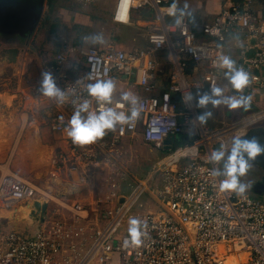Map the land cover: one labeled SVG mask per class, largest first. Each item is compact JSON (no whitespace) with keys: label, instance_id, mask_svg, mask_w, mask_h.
<instances>
[{"label":"built area","instance_id":"built-area-1","mask_svg":"<svg viewBox=\"0 0 264 264\" xmlns=\"http://www.w3.org/2000/svg\"><path fill=\"white\" fill-rule=\"evenodd\" d=\"M256 1L228 0V5L212 22L203 23L198 33L186 17L180 27L166 21L172 14L162 10L173 0H116L111 18L117 25L131 26L134 13L143 9L156 12L155 21L147 28L145 47L125 51L110 42L104 49L78 50L75 59L63 48L44 65L43 72L53 74L57 86L69 92V99L60 104L40 95L41 78L23 94V102L26 112H35L43 100L51 101L52 111L45 124L64 143L56 152L52 177L64 174L80 186L100 179L110 194L105 202H98L107 207L97 211L101 222L85 251L81 250L84 245L76 243L85 240L83 229L67 228L57 216H47L50 221L34 239L5 231L0 223V264H264V201L251 196L250 190L246 197L221 192L218 179L209 175L214 166L208 160L211 151L222 143H230L235 135L247 136L264 123V107L212 128L194 124L202 112L195 101L184 100L189 93L195 96L198 90L210 91L211 86L219 85L223 70L214 61L231 49L230 40L236 42L239 51L237 65L254 77L245 94L264 91V11L256 9ZM163 50L168 73L155 58ZM191 63L204 64L201 81L189 80ZM116 77L135 79L142 92L141 118L135 127L125 126L123 131L117 127L94 143L73 144L64 131L74 112L73 101L87 98L88 83ZM152 127L158 131L149 138ZM139 136L162 155L154 166L158 175L149 177L158 176L161 183L151 190L134 177L129 182L131 192L119 197L122 183L130 176L126 159H138L144 152L133 146ZM169 139L171 148L166 149ZM38 193L35 186L15 175L3 177L0 220L3 211L33 200ZM144 195L152 196L158 208L134 215L132 210ZM115 199L116 204L108 206ZM75 208L83 210L79 205ZM131 217L147 225L146 235L141 245L125 247L128 232L121 230Z\"/></svg>","mask_w":264,"mask_h":264},{"label":"crops","instance_id":"crops-1","mask_svg":"<svg viewBox=\"0 0 264 264\" xmlns=\"http://www.w3.org/2000/svg\"><path fill=\"white\" fill-rule=\"evenodd\" d=\"M47 2L48 0L44 1L40 19L38 20L37 25L32 31L26 30L24 28V25H21L22 31H16L12 35H15L16 39L14 41L9 40L11 41L9 43H7L6 39L8 40L11 35H3V33L0 32V43L4 44H0V48L4 46L8 49L6 50L11 55V61H13V64H15V62H21V60H23L27 62L26 66H28V68L26 69L27 74H24L20 77V79L16 83L15 89L11 91L12 94L0 92V131H5V133L1 136V140H4V138L6 139V136L8 135H13L12 130L10 129L11 132L8 130V125H11V127L15 126V124L13 123L14 119H11L12 115H18V111H20L19 108H17V102L19 101L22 110L20 111L21 117L18 119V125L15 127L16 133L14 140L16 144L12 151V157H17L19 159H25L26 157H28L29 159H31V161L34 160L33 164H36V166L40 168L34 169L33 167L27 169L24 172L19 173L16 171H10V173L17 177H21V180L27 181L35 186V188L39 192L37 196L44 199L48 204L47 216L97 217V211L99 210V208H102L104 206L107 207L106 204L100 206L98 202L101 200L105 202L107 195L110 194V190H107L109 192L99 194L98 189L100 188V183L98 181L97 183L94 182L88 185L80 186L74 179L70 180L64 174L60 175L57 178L52 177V174L54 173V161L56 152L59 148L64 147V143L61 140L62 138L59 135L53 133L45 124L47 115L52 111V106L50 105L51 101L48 99L43 100L41 108L38 111L26 112L25 103L23 102V94L29 91L33 83L42 78L44 65L50 63L60 49L66 48L67 51L72 52L73 59H75L76 57H78V50H86L90 47H98L99 49H104L108 45V43H116L117 41H119V35H124L125 39H128L129 41L128 43H123L119 49L130 51L133 49L145 47L147 44V28L153 21H155L156 12L150 9H143L139 12L134 13L133 24L131 26H121L114 23L115 25L111 26V29L109 28L110 30H106L105 28H103V31L102 28L101 30L99 29L100 25L97 22H92L89 17L83 16L80 13H75L73 19H68V17L65 20L63 19V25H67V21L69 20L77 23L76 25H87L88 27H90V29L88 30V35L102 34L105 43L103 45H93L85 44L83 39H81V41H77L78 38H80L78 37V33L80 32V30H76L75 33L71 34L70 36L62 34L61 32L59 43L60 47L58 46V48L53 53L52 49L49 60H47L43 64L42 62L40 63V58L38 59L36 54H28L27 50L25 49L23 51L19 46V41H21L20 43L25 41L27 46H29L28 42L31 36H33L34 31L37 29L38 25L40 24V22H42L46 15L45 8L47 7ZM115 3L116 0L114 1L112 9L110 11V22H112L111 15ZM177 4L180 8H183L185 5L188 6V11L195 18V22H191L194 25V30L200 33V26L203 23L212 22L221 12V9L225 5H228V0H178ZM255 7L258 10L264 11V0H257ZM167 10L169 13H171L170 7H165V11ZM186 18L189 20L188 17ZM166 21L168 23H174L173 16H167ZM235 44L236 42L234 40H230L229 47L231 49H229L228 52L225 53L227 55H230L236 61L239 58V51ZM166 54L167 53L165 50L159 51L156 54L155 58L161 65L162 69H164V71L168 73L170 72V68L166 60ZM204 72V64H192L188 71V78L191 81H201V76ZM113 80L117 84V90L115 93L116 98H118L120 93L124 91H131L139 98L142 96L140 88L135 85L134 78H132V80L126 81L123 80V78L116 77ZM225 85H227V81L224 79V76H222V79L220 80L218 86L224 87ZM198 91H196V93ZM199 92L203 93L208 91ZM233 94L234 92L230 88V86L225 88V95ZM249 95H251L253 99L250 108L246 111L244 109H236L230 111L223 105L219 108H212L211 105H209L208 110H211L213 112V116L205 125L212 128L217 127L222 122H230L241 118L249 110L264 107V91H255ZM14 97H16L17 100ZM203 111L204 109H201V112ZM33 118L35 120L33 121V123H31ZM252 137L257 138L262 144H264V123L253 128L250 131L248 138ZM138 138H140V136ZM138 138L135 143H144L142 139ZM242 179L244 182L251 185L258 182H264V155L257 157L246 177ZM256 195L264 199V193ZM147 197H150V195H147ZM33 201L34 199L31 200L30 203H33ZM77 205L82 207L83 210H77L75 208ZM108 206H110V204H108ZM24 207L25 206L21 205L10 211H3L1 213L0 220L1 228L5 231L19 232L26 237L37 236L38 224L35 223V225H32L31 221L23 222L22 220V217H25ZM5 213H7V215ZM4 222L8 223V230L4 229L5 227L3 228ZM76 243L77 245H84L85 249L90 246L91 239L83 240L81 238L78 239Z\"/></svg>","mask_w":264,"mask_h":264},{"label":"clouds","instance_id":"clouds-1","mask_svg":"<svg viewBox=\"0 0 264 264\" xmlns=\"http://www.w3.org/2000/svg\"><path fill=\"white\" fill-rule=\"evenodd\" d=\"M170 12L176 27L183 25L185 17H188L190 22H195V18L188 11V6L178 7L177 0H173ZM82 39L85 44L103 45L105 43L102 34L88 35ZM240 46L243 47L242 41ZM214 63L223 70L227 85L224 87L213 85L208 92L198 91L195 96L192 93L184 96L185 103L195 101L196 107L204 109L193 122L194 124L198 122L201 126L213 116V112L208 110L209 105L212 108L223 105L230 111L236 109L246 111L250 108L253 99L251 95L245 94V89L254 79L249 72L238 66L230 55L220 54ZM76 83L79 81L77 80ZM229 86L234 92L233 95H225V88ZM85 90L87 98L73 101L74 112L64 129L73 144L84 146L94 143L103 139L109 132H115L117 127H120L121 131L125 126L135 127L141 118L143 103L140 98L131 91H124L120 93L118 99L115 98L117 84L113 79H98L85 85ZM72 91L74 93V90ZM39 92L40 95L60 104H64L69 99V92L57 86L53 74L49 71L42 73ZM93 102L96 105L95 109H93ZM125 107L127 111L121 110ZM157 131V128L152 127L148 133L149 138H152V134ZM245 136L235 135L230 143H222L218 149L212 150L208 157L209 162L214 166L209 175L214 180L218 179L219 190L235 193L237 197H246L252 185L244 182L242 178L246 177L257 157L264 155V144L255 137L246 139ZM146 227L142 220L136 217L129 218L128 238L124 240V246L141 245L142 238L146 235Z\"/></svg>","mask_w":264,"mask_h":264},{"label":"rangeland","instance_id":"rangeland-1","mask_svg":"<svg viewBox=\"0 0 264 264\" xmlns=\"http://www.w3.org/2000/svg\"><path fill=\"white\" fill-rule=\"evenodd\" d=\"M12 5L15 6L16 9L20 10L21 13L28 18L29 21L35 22L36 18L40 19V17L37 15V9L39 11L41 7V0H9ZM115 0H48L46 9V15L42 22L38 25L37 29L34 31L33 36H31L27 46L25 41L20 43V48L24 51L27 50L28 54L31 55H37L38 59L40 58V63L43 64L49 60L51 50L52 53L58 48L60 43V33L65 34L67 36H70L71 34L75 33L76 30H80L78 33V40L81 41L82 37L88 35V30L90 27L87 25H76L77 23L73 22L72 20L67 21V25H63L62 21L65 20L67 17L68 19H73L75 16V13H80L83 16L89 17L92 22H97L100 26L99 29L102 31L105 28L108 30L111 26L115 25L113 22H110V11L112 9V5ZM36 4L33 7H31L32 4ZM44 0L42 2L43 7ZM31 10V12L29 11ZM30 17V18H29ZM33 22V23H34ZM62 28V29H61ZM111 29V28H110ZM109 29V30H110ZM25 30V29H24ZM16 39V36H10V38L6 41L7 43L14 41ZM11 40V41H9ZM5 41V39H4ZM76 41V40H74ZM2 42V41H1ZM125 42H129L128 39H125L124 35H119V41L115 43L116 48H120L121 45ZM230 43V41H229ZM4 45L3 43H0ZM27 47V48H26ZM29 47V48H28ZM53 47V48H52ZM60 47V46H59ZM6 47L0 48V92L2 93H11L12 90L15 89L17 81L20 79V77L26 73V69L28 68L27 62L21 60V62H15L13 64V61H11V55L6 50ZM42 64V65H43ZM24 77V76H23ZM10 91V92H9ZM12 94V93H11ZM196 94V93H195ZM16 100L17 98L14 97ZM17 108L21 111L22 108L20 106V102H17ZM201 110V109H200ZM18 111V115L14 114L12 115L13 123L15 126L11 127V125H8L9 128L12 130L13 135L6 136V139L2 140L0 142V180L8 175L13 174L12 172H24L29 168L38 169L40 167H37L34 163V160L31 161L28 157L25 159H19L17 157H12V151L15 146V127L18 125V119L21 117V112ZM10 130V132H11ZM138 139H141L138 138ZM139 142V141H138ZM19 145V144H18ZM142 145V146H141ZM133 146L144 148L143 155L139 157L138 159L130 160L129 158L125 161V166L129 169L128 178L125 182L122 183L121 191L118 192L119 197L120 196H127L131 190L132 187L130 186V181L136 177L137 179L143 181L144 183H147L150 189L152 190L154 187L157 188L160 186L161 178L156 176L154 179H151V177L154 174L158 175L154 171V166L157 163V161L162 156L159 151L153 150V148L149 145H146L144 143H135ZM153 169V171H152ZM101 185L98 189L99 194L109 192L107 190V187H102V181L100 179L97 180ZM96 181V183H97ZM248 193V192H247ZM252 194V195H251ZM250 195L257 198L262 199L259 196H257L254 193H251ZM259 197V198H258ZM34 199H42L40 197H35ZM44 200V199H43ZM117 200L115 199L113 202H110V206L112 207L115 205ZM30 203H21L19 206H27ZM158 208V204L152 197H147L146 195L142 196L141 199L137 202L136 206L132 210V213L134 215L137 214H143L146 211H154ZM7 215V213H5ZM61 218V222H65L67 225V228H76L81 227L83 229V237L85 240L91 239L92 235L95 231V229L100 225V217H89L88 219H85V217H58V219ZM50 217H46L45 222L40 226L38 225V232H40L50 221ZM8 223H3V228L7 229ZM128 229V220H126L124 229L122 228L121 232H126ZM8 230V229H7ZM70 230V229H67ZM70 238H68L65 242V245L68 246V241ZM86 243V242H85ZM85 249H81L85 251ZM82 251V253H83Z\"/></svg>","mask_w":264,"mask_h":264},{"label":"water","instance_id":"water-1","mask_svg":"<svg viewBox=\"0 0 264 264\" xmlns=\"http://www.w3.org/2000/svg\"><path fill=\"white\" fill-rule=\"evenodd\" d=\"M45 1V0H44ZM42 2L41 0V7L38 11L37 9V15L40 17L42 12ZM36 5L35 3L31 5L33 7ZM31 12V10H29ZM30 18V17H29ZM38 18H36L35 22L29 21L26 16H24L20 10L16 9L14 5L9 0H0V32L3 33V35H13L16 31H22L21 25H24V28L26 30L32 31L35 26L37 25ZM34 22V23H33ZM250 134V133H249ZM249 134L244 137L248 138ZM167 147L166 149L171 148L172 140L166 141ZM263 186V187H261ZM249 190L254 193L260 195L261 193H264V182H258L254 183L252 187L249 188ZM43 200V199H39ZM43 208L42 210H38L37 208L34 209V213L30 215L33 219L32 225L38 224L42 225L45 222V219L47 217V202L43 200ZM40 230V228H38ZM37 229V230H38ZM39 232L37 231V234ZM36 236H32L29 238L34 239Z\"/></svg>","mask_w":264,"mask_h":264},{"label":"bare ground","instance_id":"bare-ground-1","mask_svg":"<svg viewBox=\"0 0 264 264\" xmlns=\"http://www.w3.org/2000/svg\"><path fill=\"white\" fill-rule=\"evenodd\" d=\"M162 11H165V10L163 9ZM8 130L10 131V128H8ZM4 133H5V131H3V132L0 131V142L2 141L1 140V136ZM19 178H21V177H19ZM43 204H44L43 200L34 199L33 203H29L27 206H25L24 207V215H25V217H22L23 222H28V221L33 222V219H32V217L30 215H32L34 213V209L35 208H37L38 210H42Z\"/></svg>","mask_w":264,"mask_h":264},{"label":"flooded vegetation","instance_id":"flooded-vegetation-1","mask_svg":"<svg viewBox=\"0 0 264 264\" xmlns=\"http://www.w3.org/2000/svg\"><path fill=\"white\" fill-rule=\"evenodd\" d=\"M261 187H263V186H261Z\"/></svg>","mask_w":264,"mask_h":264}]
</instances>
